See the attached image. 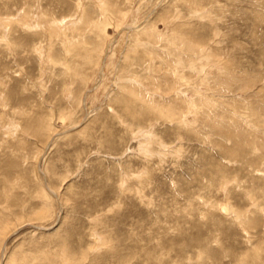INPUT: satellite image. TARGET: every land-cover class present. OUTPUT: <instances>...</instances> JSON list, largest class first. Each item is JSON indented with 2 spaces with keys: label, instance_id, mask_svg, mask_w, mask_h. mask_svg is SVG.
Wrapping results in <instances>:
<instances>
[{
  "label": "rangeland",
  "instance_id": "obj_1",
  "mask_svg": "<svg viewBox=\"0 0 264 264\" xmlns=\"http://www.w3.org/2000/svg\"><path fill=\"white\" fill-rule=\"evenodd\" d=\"M263 120L264 0H0V264H264Z\"/></svg>",
  "mask_w": 264,
  "mask_h": 264
},
{
  "label": "bare ground",
  "instance_id": "obj_2",
  "mask_svg": "<svg viewBox=\"0 0 264 264\" xmlns=\"http://www.w3.org/2000/svg\"><path fill=\"white\" fill-rule=\"evenodd\" d=\"M159 8V7H158ZM158 8L156 9V11L152 14V15H154L156 12H157V10H158ZM143 26V25H142ZM141 27V26H140ZM140 27H138L137 26V28H128V27H126V28H124L123 29V31H125V32H132V31H134V30H137V29H139ZM120 34V33H119ZM114 45V42L112 43V46ZM103 69H102V72L101 73H103L104 72V67H105V59H104V63H103ZM179 85V84H178ZM95 89V88H94ZM83 97V96H82ZM84 101L85 100H83V103H84ZM127 104V103H126ZM258 120V119H257ZM262 120V119H261ZM260 120H258V121H256V123L258 122V123H260L259 122ZM263 122H264V120H263ZM261 125H262V123H261ZM257 138H258V136H257ZM262 138V137H261ZM261 138H259L260 139V142H261V144L262 145H264V141L261 139ZM263 142V143H262ZM47 146V145H46ZM39 171L40 172H42V170H41V168L39 169ZM235 210V209H234ZM227 210L225 209V215L226 216H230L231 215V218H234L235 216L236 217H238V216H241L240 214H238V212H226ZM262 215H264V212H262ZM235 220V219H234ZM241 220H243V219H241ZM241 220H239V221H241ZM239 223V222H238ZM30 224V223H29ZM243 226V225H242ZM245 226V225H244ZM3 228V227H2ZM19 228V227H18ZM243 229V228H242ZM18 230V229H17ZM15 232V231H14ZM6 235V234H5ZM4 235V237L2 238V240H1V245H0V248L2 249V251H4V248H5V244H6V242L8 241V239H9V237L7 238V236H5ZM9 236H11V235H9ZM257 247V246H256ZM250 250V249H249ZM84 252V251H83ZM243 253V252H242ZM65 254V253H64ZM4 255V254H3ZM60 255H61V253H60ZM66 255V254H65ZM1 256V255H0ZM83 256V255H82ZM238 256V255H237ZM239 257V256H238ZM40 258V257H39ZM67 259V258H66ZM151 259V258H150ZM239 259V258H238ZM258 259H260V260H263L264 261V255H260V256H258L257 258H256V260H258ZM80 261V260H79ZM5 262V261H4ZM42 262V261H41ZM41 262H34V261H31V262H29L28 264H43V263H41ZM61 262V261H60ZM73 262H75V261H73ZM236 262H238V260H236ZM2 263V262H1ZM4 264V263H3ZM70 264H72L71 262H70Z\"/></svg>",
  "mask_w": 264,
  "mask_h": 264
}]
</instances>
